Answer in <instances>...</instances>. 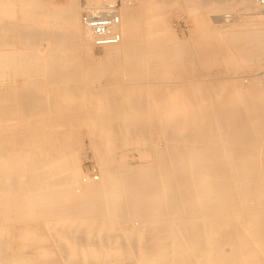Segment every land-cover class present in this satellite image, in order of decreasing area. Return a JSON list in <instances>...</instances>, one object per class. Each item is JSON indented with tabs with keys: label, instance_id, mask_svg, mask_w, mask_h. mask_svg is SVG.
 <instances>
[{
	"label": "bare ground",
	"instance_id": "1",
	"mask_svg": "<svg viewBox=\"0 0 264 264\" xmlns=\"http://www.w3.org/2000/svg\"><path fill=\"white\" fill-rule=\"evenodd\" d=\"M177 1L96 56L77 0H0V264H264V9Z\"/></svg>",
	"mask_w": 264,
	"mask_h": 264
},
{
	"label": "rangeland",
	"instance_id": "2",
	"mask_svg": "<svg viewBox=\"0 0 264 264\" xmlns=\"http://www.w3.org/2000/svg\"><path fill=\"white\" fill-rule=\"evenodd\" d=\"M47 4H53L55 6H64L66 5L69 0H44ZM94 1H97L98 0H77V6L79 8V12H80V17H81V9H82V5L85 3V2H94ZM177 1V0H176ZM180 2V3H178ZM185 0H179L177 1V4H180V5H184ZM209 5H213V4H216L218 6H222V5H229V8L227 9V11L225 10H222V11H216V12H211L209 9H210V6L207 8V11L204 10L203 11V14L208 18V20H210L211 22L218 17V18H221V17H224V16H230V17H233L235 19H237V23H240V24H251L253 25L254 23H257L261 20V18L259 19L258 17H251V14L247 13L246 11L243 10V8L238 4L237 0H210L209 1ZM95 3V2H94ZM125 3H128L130 4L131 6H139L140 3H141V0H125L122 4L121 7H123V5ZM183 3V4H182ZM246 12V13H245ZM262 13H260L259 15L261 16H264V11H261ZM181 14H177L179 16H173L170 20V25H171V28L173 30H175V35L177 37V42H184V41H187V40H190L191 38V34H190V31H189V24H191L192 22V19H190L189 15L187 13H182V12H179ZM178 17V18H177ZM215 18V19H214ZM189 20V21H188ZM213 21V22H214ZM248 21V22H247ZM242 22V23H241ZM254 22V23H253ZM219 23H222L219 22ZM219 23H216V24H219ZM172 45L173 44H176L175 42L171 43ZM170 44V45H171ZM46 44L43 43V46H45ZM92 52H94V54L96 56H103L104 55V50L103 49H98V48H92L91 49ZM94 50V51H93ZM263 68L260 70V72L263 71L264 69V64L261 65ZM234 72V73H233ZM233 73V74H232ZM250 73V74H249ZM251 72L249 71V67L248 66H242V67H238L236 68V71H232L230 72V74L227 75V79L230 78V77H239L241 80H242V85L243 87H246L248 84H249V78L251 77ZM235 75V76H234ZM80 155L82 157V169L84 170V172L89 175L88 177L89 178H92V179H96L97 177H99V171H98V168L97 166L95 165V163L93 162V154H92V151H91V147L89 145V142H85L84 144H82L80 150ZM132 158H133V153H130ZM133 164V161L131 162ZM130 228L127 227L126 230H129Z\"/></svg>",
	"mask_w": 264,
	"mask_h": 264
},
{
	"label": "built area",
	"instance_id": "3",
	"mask_svg": "<svg viewBox=\"0 0 264 264\" xmlns=\"http://www.w3.org/2000/svg\"><path fill=\"white\" fill-rule=\"evenodd\" d=\"M125 0H101L98 6L94 2H85L81 9V23L91 33L93 45L97 48L117 45L122 40L120 9ZM264 9V0H257ZM264 93V69L261 72Z\"/></svg>",
	"mask_w": 264,
	"mask_h": 264
}]
</instances>
